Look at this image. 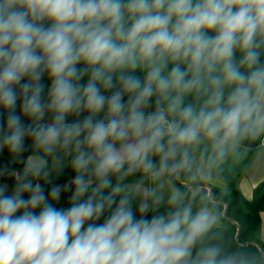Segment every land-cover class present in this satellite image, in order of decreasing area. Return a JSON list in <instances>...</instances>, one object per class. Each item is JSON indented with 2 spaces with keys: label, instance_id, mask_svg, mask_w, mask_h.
Returning a JSON list of instances; mask_svg holds the SVG:
<instances>
[{
  "label": "clouds",
  "instance_id": "9594fccd",
  "mask_svg": "<svg viewBox=\"0 0 264 264\" xmlns=\"http://www.w3.org/2000/svg\"><path fill=\"white\" fill-rule=\"evenodd\" d=\"M254 150L264 0H0V264H264L209 183Z\"/></svg>",
  "mask_w": 264,
  "mask_h": 264
},
{
  "label": "trees",
  "instance_id": "16d2710c",
  "mask_svg": "<svg viewBox=\"0 0 264 264\" xmlns=\"http://www.w3.org/2000/svg\"><path fill=\"white\" fill-rule=\"evenodd\" d=\"M258 143V142H257ZM255 150L238 164L234 179L229 183L228 191L220 185L219 180L209 183L212 190H222L223 195L218 198V203L222 209V228L225 241L232 248H240L250 252L264 254V241L258 237V227L260 225L259 212L264 210V192L257 198L247 200L235 185V180L246 167V163L251 160ZM232 171V170H231ZM230 171V172H231ZM225 174V173H224ZM66 202V197L62 198L61 204Z\"/></svg>",
  "mask_w": 264,
  "mask_h": 264
},
{
  "label": "crops",
  "instance_id": "0c3cea01",
  "mask_svg": "<svg viewBox=\"0 0 264 264\" xmlns=\"http://www.w3.org/2000/svg\"><path fill=\"white\" fill-rule=\"evenodd\" d=\"M244 159L240 160V164ZM236 164L234 163L229 170L236 171L240 166L236 167ZM236 186L247 200L257 198L264 192V150L256 151L246 163V167L236 179ZM259 217L258 237L264 241V210L259 213Z\"/></svg>",
  "mask_w": 264,
  "mask_h": 264
},
{
  "label": "rangeland",
  "instance_id": "374dc122",
  "mask_svg": "<svg viewBox=\"0 0 264 264\" xmlns=\"http://www.w3.org/2000/svg\"><path fill=\"white\" fill-rule=\"evenodd\" d=\"M237 164H236V167L238 166V164L240 163V161H238V162H236ZM231 170H228V171H226L225 172V174L223 175V179H219V181H221L220 182V185H222V187H223V189L225 190V191H228V189H229V183L234 179V177H235V170H233V171H231ZM235 185H236V180H235ZM239 189V188H238ZM243 195V194H242ZM255 199V198H254ZM252 200V199H251ZM261 212V211H260ZM259 212V213H260Z\"/></svg>",
  "mask_w": 264,
  "mask_h": 264
}]
</instances>
